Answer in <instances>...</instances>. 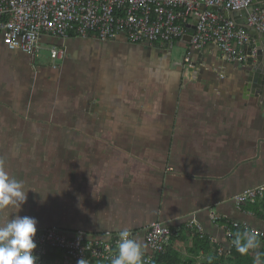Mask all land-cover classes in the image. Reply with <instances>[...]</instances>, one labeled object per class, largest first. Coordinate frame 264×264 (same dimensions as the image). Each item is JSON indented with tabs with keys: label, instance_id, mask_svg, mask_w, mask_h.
Masks as SVG:
<instances>
[{
	"label": "crops",
	"instance_id": "crops-1",
	"mask_svg": "<svg viewBox=\"0 0 264 264\" xmlns=\"http://www.w3.org/2000/svg\"><path fill=\"white\" fill-rule=\"evenodd\" d=\"M258 43L251 35L247 52ZM51 45L67 50L58 68L0 35V161L28 191L0 222L27 215L37 228L90 237L128 228L146 255L145 229L161 221L175 230L179 264L209 261L214 244L231 247L212 214L264 234V219L236 201L264 184V102L245 91L252 58L229 60L216 45L194 50L183 39L163 47L45 35L48 58ZM195 233L209 237V251L195 248Z\"/></svg>",
	"mask_w": 264,
	"mask_h": 264
},
{
	"label": "built area",
	"instance_id": "built-area-1",
	"mask_svg": "<svg viewBox=\"0 0 264 264\" xmlns=\"http://www.w3.org/2000/svg\"><path fill=\"white\" fill-rule=\"evenodd\" d=\"M204 7V8H203ZM215 7L229 12L248 10V25L264 34V1L255 0H0V35L12 50H22L33 59L43 51L45 35L61 38L87 37L101 41L123 38L137 44L171 46L183 39L190 25L196 22L190 46L201 50L213 44L224 57L233 61H248L251 35L246 26ZM53 67H60L67 50L65 46L49 47ZM182 65L193 66L190 53ZM264 198V184L250 187L236 195L238 205L255 203ZM215 223L225 229L234 246V229L244 225L238 221L212 214ZM220 221V222H219ZM199 232L202 226L198 223ZM255 236L260 230L244 225ZM136 237V233L131 231ZM152 253L143 257L149 264L158 252H165L175 236L173 230L161 221H154L145 229ZM37 264H111L117 252L118 232L107 231L103 236L90 237L84 230L68 232L58 227L37 228L35 236ZM195 264H205L197 257Z\"/></svg>",
	"mask_w": 264,
	"mask_h": 264
},
{
	"label": "clouds",
	"instance_id": "clouds-1",
	"mask_svg": "<svg viewBox=\"0 0 264 264\" xmlns=\"http://www.w3.org/2000/svg\"><path fill=\"white\" fill-rule=\"evenodd\" d=\"M28 192V191H27ZM24 182L11 176L0 161V212L14 207L19 210L27 201ZM38 221L35 217L12 215L6 222H0V264H37L35 253ZM237 250L248 251L256 244L254 234L245 233V242L236 241ZM118 252L111 264H143L145 245L128 228L118 231ZM78 264H86L81 259Z\"/></svg>",
	"mask_w": 264,
	"mask_h": 264
},
{
	"label": "trees",
	"instance_id": "trees-1",
	"mask_svg": "<svg viewBox=\"0 0 264 264\" xmlns=\"http://www.w3.org/2000/svg\"><path fill=\"white\" fill-rule=\"evenodd\" d=\"M246 205L248 207L252 206L254 209L253 211H255L261 219H264V198L257 200L255 203H248ZM234 232L235 240L237 237H240L241 243L245 242V233L252 234L251 230L244 225L235 228ZM259 237H261V246L259 248L252 247L244 253L237 250L236 244L230 248H223L221 251L220 247L214 244L216 252L209 261L205 262V264H264V234ZM175 240L176 237L174 236L166 251L154 254L149 264H179L181 259L179 251L174 247ZM193 245L196 249L209 251L213 244H211L208 236H201L199 233H195L193 235ZM196 260L195 257H191L187 259L184 264H195ZM99 264L103 263L100 262Z\"/></svg>",
	"mask_w": 264,
	"mask_h": 264
},
{
	"label": "water",
	"instance_id": "water-1",
	"mask_svg": "<svg viewBox=\"0 0 264 264\" xmlns=\"http://www.w3.org/2000/svg\"><path fill=\"white\" fill-rule=\"evenodd\" d=\"M264 0H259L263 2ZM204 8V7H203ZM226 14L227 16L233 18L237 23L246 26L252 36L261 37L262 43H258L255 53H253V48H250L249 54L252 55L251 68H248L245 91L252 88V93L254 97H257L259 101L264 102V34L259 33L254 27L248 25V10L242 9L238 11L229 12L225 9L217 8ZM196 28V22L190 25V29L187 35L183 38L186 42L190 43L192 36Z\"/></svg>",
	"mask_w": 264,
	"mask_h": 264
},
{
	"label": "rangeland",
	"instance_id": "rangeland-1",
	"mask_svg": "<svg viewBox=\"0 0 264 264\" xmlns=\"http://www.w3.org/2000/svg\"><path fill=\"white\" fill-rule=\"evenodd\" d=\"M176 46V45H175ZM184 52H185V49L184 48H179V47H175L174 50H173V56L181 59L182 56L184 55ZM48 54L46 52H42V55L40 57L41 61L42 62H45L46 64L50 61L53 63V60L48 58ZM61 61H58V63H60ZM260 247V242L257 243L256 247L255 248H259Z\"/></svg>",
	"mask_w": 264,
	"mask_h": 264
}]
</instances>
